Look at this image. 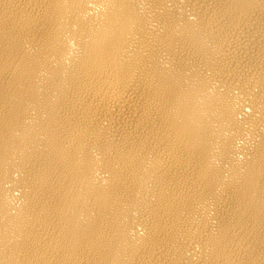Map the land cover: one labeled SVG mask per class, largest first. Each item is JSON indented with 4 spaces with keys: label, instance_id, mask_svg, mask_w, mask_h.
Segmentation results:
<instances>
[{
    "label": "bare ground",
    "instance_id": "6f19581e",
    "mask_svg": "<svg viewBox=\"0 0 264 264\" xmlns=\"http://www.w3.org/2000/svg\"><path fill=\"white\" fill-rule=\"evenodd\" d=\"M0 264H264V0H0Z\"/></svg>",
    "mask_w": 264,
    "mask_h": 264
}]
</instances>
